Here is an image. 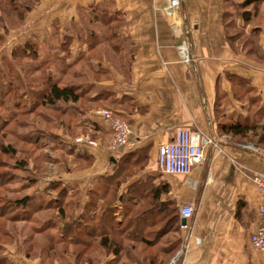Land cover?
Segmentation results:
<instances>
[{
    "label": "crops",
    "instance_id": "crops-1",
    "mask_svg": "<svg viewBox=\"0 0 264 264\" xmlns=\"http://www.w3.org/2000/svg\"><path fill=\"white\" fill-rule=\"evenodd\" d=\"M39 3L14 30V39L31 40V58L48 68L53 83H72L78 96L72 106L89 94L90 102L117 105L112 112L132 128L129 147L111 151L107 123L93 110L79 109L85 114H79L78 124L93 130L96 146L77 151L65 147L60 136L48 138L49 153L59 152L75 164L71 177L60 166L62 176L55 181L80 195L79 214L88 196L100 194L102 183L116 173L126 179L118 195L152 178L153 185L165 188L159 202L194 209L184 229L173 222L159 242L158 254L167 258L163 264L175 257L176 264H264L250 246L259 194L249 177L264 171V159L242 148L246 139L221 132L231 124L264 129V18L243 23L225 0H181L182 25L174 30L153 0ZM181 42L187 44L189 65L180 60ZM178 128L200 131L219 149L206 148L203 162L187 175H163L156 167L157 148ZM129 171L137 174L127 178Z\"/></svg>",
    "mask_w": 264,
    "mask_h": 264
},
{
    "label": "rangeland",
    "instance_id": "rangeland-1",
    "mask_svg": "<svg viewBox=\"0 0 264 264\" xmlns=\"http://www.w3.org/2000/svg\"><path fill=\"white\" fill-rule=\"evenodd\" d=\"M256 1L229 0L230 3H236L239 7H247L248 12L256 10L260 20V18H264V0L258 4L252 3ZM39 2L40 0H13L10 3L9 0H0V19L5 24L3 30L0 28V214L6 212V216L0 218V264H112L110 252L97 245L100 237L92 239L84 237L85 242L89 244L86 248H83L82 244L72 243L73 238L68 235V232L71 230L77 233V229L82 226L79 223L80 214L78 212L80 195L77 196L73 188L69 189L55 180L59 181L60 179L57 178L62 176V173H57L61 170L60 166L70 172L66 173V176L70 175L67 177H71L75 164L74 162L71 163V158L59 152L49 153L50 147L47 140L48 138L56 140L60 136L68 144L65 147H73L72 144H74L75 139L87 138L92 144L84 139L85 148L96 146L97 140L94 138L93 130L82 127L83 125L80 127L78 124L80 121L79 114H85L81 113L80 110L87 112L93 110L95 114L100 110H106L119 120L130 124L112 112L117 105L108 101L104 104L98 101L90 102L88 100L89 94L80 97V102L77 105L72 106L69 103L71 101H69L64 104L58 103L56 108H43L41 104L42 93L48 85L53 83L52 76H48L50 71L48 72V68L40 64L37 58H30L28 43H31V40L26 42L22 39L18 43L14 39V30L25 21L27 14L36 11ZM160 4L161 2H159ZM226 4L230 11H233L234 8L230 7L228 3ZM12 5L19 7L16 14L12 12L14 8ZM180 11L181 3L179 10L181 20ZM235 12L238 14L240 10ZM20 13L25 15L22 17L23 20L18 22L15 17H18L17 15ZM165 18L170 25L171 20L168 17ZM102 29L99 27L92 28V30H99L101 33L103 32ZM107 32L110 33L109 30ZM106 35L110 37L109 34ZM107 44L108 46L111 45ZM103 51L108 54L111 52L107 46L103 48ZM97 55L99 56V54ZM112 65L116 69L118 62H113ZM80 69L86 70L82 66ZM58 85L69 89L73 88L72 83H69L68 80L63 82L60 80ZM130 130L131 137V125ZM13 132L15 136H10V133ZM113 138L111 133L108 148L112 145ZM250 141L251 139L247 138L246 144L242 145V148L262 157L260 153L244 147L247 144H252ZM7 146L15 149V156H13L14 153H1V147L6 148ZM254 146L264 149L262 145ZM75 160H77L75 162L80 161L79 159ZM19 164L22 165L21 169H17ZM205 170L207 173V169ZM129 172L126 175L127 178L137 174L135 171ZM122 175L120 176L122 181L126 180ZM3 178H8L10 181L7 182ZM51 181L54 182L51 183ZM54 184L56 186L53 188ZM61 192L63 194L59 196L58 194ZM23 200L30 206L18 207L15 205V201ZM30 202L46 208L45 210L38 209L36 206H32ZM92 209L89 204V207L84 210L85 214L81 216L87 217ZM11 213H16L18 218L16 220L9 219L8 216ZM162 219L164 221L159 220L154 229L161 231V226L164 230L167 228L166 225H171L173 229V222L171 223L170 218L163 217ZM154 229H147L146 234L151 236L156 233L157 231ZM163 232L161 231V233ZM155 241L151 242L153 243L152 250L141 251L142 248L139 245L137 247L140 249L137 252L145 253V255H157L160 243ZM156 251L157 253H155ZM158 255L157 260L162 261L164 257Z\"/></svg>",
    "mask_w": 264,
    "mask_h": 264
},
{
    "label": "trees",
    "instance_id": "trees-1",
    "mask_svg": "<svg viewBox=\"0 0 264 264\" xmlns=\"http://www.w3.org/2000/svg\"><path fill=\"white\" fill-rule=\"evenodd\" d=\"M9 1L12 3L13 0ZM260 1L261 0H257L255 3H252L258 4ZM225 3H228V5L234 8L235 11L240 10V13L238 14L243 23L250 22L251 18H255L259 15L256 10L248 12L246 10L247 7H239L236 3H230L229 0H225ZM12 6L14 7L12 12L16 14L19 7H16L15 5ZM21 14L22 13L18 14V17H15L16 21L18 20V22H20L23 20L22 17H24L25 14ZM0 24H3L1 19ZM0 28L3 30L5 24L0 26ZM28 45L30 46L29 52L31 53H29V55L32 56L34 50L31 43H28ZM48 76L51 77V74L48 73ZM45 89L46 90L43 91L44 93H42L41 104L43 108H56L58 103L64 104L69 101L75 102L78 100V96L74 90L64 86L61 87L57 83H52ZM29 113H31V111H29ZM221 132L224 135L231 136V138L237 140L247 139L248 136L255 137V145H262L264 147V129H262V133H260L256 131L255 128L246 125L231 124L229 127L221 129ZM10 136H15V133H10ZM1 153H14L13 156H15V149L11 146L10 148L8 146L6 148L1 147ZM21 168L22 165L17 167V169ZM121 174L122 173H116L115 177L108 180V183L103 182L100 194L89 195L90 201L87 205L89 207L90 204V207L93 209L87 217L83 218L81 215L85 214L84 210L88 207L86 205L85 208H83L79 217V223L82 224V226L77 229V233L70 230L68 235L72 236V243L77 245L82 244L83 248H86L89 245L85 242L84 237L91 239L94 237H100L97 245L105 251L110 252L109 254L111 255L112 264H163V261L167 259L166 257L163 258L162 261H158V254L145 255V253H139L137 250L140 249V247L137 246H141V251L146 249L152 250L153 243L151 242H154L155 240V242H160L165 234L169 232V225H166L165 227L167 228L164 230L161 226L160 230L164 231L163 233L154 229L157 227L159 220L164 221L162 218L167 217L170 218L169 220H171V223H180L179 213L176 208L171 207L169 202H159L160 195L165 193V188L161 185H153L151 182L152 178L147 179L145 182L135 183L127 189L126 194L118 195V187L122 181V178L120 177ZM6 180L7 182L10 181L8 178ZM55 186L56 184L53 185V188ZM62 194L63 193L61 192L58 195L61 196ZM118 202L121 204H119L120 207L114 206L117 205ZM32 203L33 202H30V204ZM15 205L18 207L30 206L25 200L15 201ZM33 205L36 206L35 204H32V206ZM41 207L36 206V208L41 210H45L46 208ZM59 211L62 212L61 209H59ZM3 216H6V212L0 214V218H3ZM8 218L16 220L18 217L16 213H11ZM147 229H154L157 232L150 236L146 234ZM158 256L163 257L164 255L160 253Z\"/></svg>",
    "mask_w": 264,
    "mask_h": 264
},
{
    "label": "built area",
    "instance_id": "built-area-1",
    "mask_svg": "<svg viewBox=\"0 0 264 264\" xmlns=\"http://www.w3.org/2000/svg\"><path fill=\"white\" fill-rule=\"evenodd\" d=\"M156 5L162 9L171 20L170 26L175 30L182 23L180 20L179 10L181 0H153ZM180 60L183 64L189 65V55L187 45L181 42L177 47ZM108 125L112 135L114 136L111 151H120L129 147L130 142V125L116 118L112 113L106 110H100L96 113ZM84 139L92 144L87 138L75 139L72 145L75 150L79 151L85 148ZM208 147L219 149L216 141L201 133L200 131H192L186 128H178L174 137L170 142L160 145L157 149L156 167L159 173L163 175H187L191 169L202 163L205 156V149ZM245 148L251 149L253 152L260 153L264 158V149L256 148L253 144H247ZM252 184L259 194V203L256 209L257 224L255 230L250 236L251 248L260 253L264 257V171H252L249 175ZM180 219L185 221L191 219L194 209L190 204L179 206L178 209ZM186 225H181L184 229ZM177 258L170 260L169 264H176Z\"/></svg>",
    "mask_w": 264,
    "mask_h": 264
},
{
    "label": "water",
    "instance_id": "water-1",
    "mask_svg": "<svg viewBox=\"0 0 264 264\" xmlns=\"http://www.w3.org/2000/svg\"><path fill=\"white\" fill-rule=\"evenodd\" d=\"M180 224L181 225H185V220L184 219H180Z\"/></svg>",
    "mask_w": 264,
    "mask_h": 264
}]
</instances>
